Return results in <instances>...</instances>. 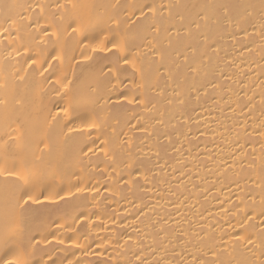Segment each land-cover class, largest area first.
Returning a JSON list of instances; mask_svg holds the SVG:
<instances>
[{"label": "bare ground", "instance_id": "1", "mask_svg": "<svg viewBox=\"0 0 264 264\" xmlns=\"http://www.w3.org/2000/svg\"><path fill=\"white\" fill-rule=\"evenodd\" d=\"M0 264H264V0H0Z\"/></svg>", "mask_w": 264, "mask_h": 264}, {"label": "rangeland", "instance_id": "2", "mask_svg": "<svg viewBox=\"0 0 264 264\" xmlns=\"http://www.w3.org/2000/svg\"><path fill=\"white\" fill-rule=\"evenodd\" d=\"M52 254V251H50L49 255ZM49 255H47L49 257Z\"/></svg>", "mask_w": 264, "mask_h": 264}]
</instances>
